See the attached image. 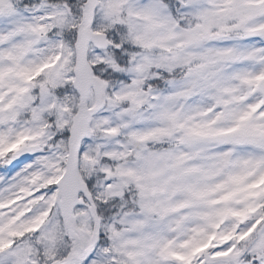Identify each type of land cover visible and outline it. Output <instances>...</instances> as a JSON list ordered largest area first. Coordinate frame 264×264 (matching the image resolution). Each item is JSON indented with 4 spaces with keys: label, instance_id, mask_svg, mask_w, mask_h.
Returning <instances> with one entry per match:
<instances>
[{
    "label": "snow or ice",
    "instance_id": "6c2138e0",
    "mask_svg": "<svg viewBox=\"0 0 264 264\" xmlns=\"http://www.w3.org/2000/svg\"><path fill=\"white\" fill-rule=\"evenodd\" d=\"M0 264H264V0H0Z\"/></svg>",
    "mask_w": 264,
    "mask_h": 264
}]
</instances>
